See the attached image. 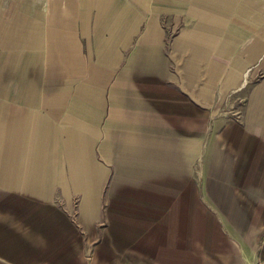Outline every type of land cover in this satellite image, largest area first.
I'll return each mask as SVG.
<instances>
[{"label":"crops","instance_id":"crops-1","mask_svg":"<svg viewBox=\"0 0 264 264\" xmlns=\"http://www.w3.org/2000/svg\"><path fill=\"white\" fill-rule=\"evenodd\" d=\"M0 264H264V0H0Z\"/></svg>","mask_w":264,"mask_h":264}]
</instances>
